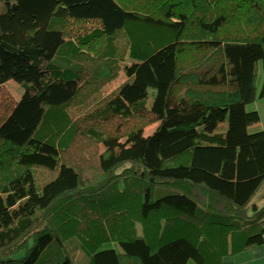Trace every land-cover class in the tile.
<instances>
[{"label": "trees", "instance_id": "1", "mask_svg": "<svg viewBox=\"0 0 264 264\" xmlns=\"http://www.w3.org/2000/svg\"><path fill=\"white\" fill-rule=\"evenodd\" d=\"M260 63L264 0H0V264H75L74 238L88 264L262 245ZM113 67L125 81L94 99Z\"/></svg>", "mask_w": 264, "mask_h": 264}, {"label": "rangeland", "instance_id": "2", "mask_svg": "<svg viewBox=\"0 0 264 264\" xmlns=\"http://www.w3.org/2000/svg\"><path fill=\"white\" fill-rule=\"evenodd\" d=\"M80 28H82L81 29L82 31H83V29L85 31H89L90 29H92L91 26L90 27L86 26V28L85 27H80ZM81 30L77 31V33L75 34L76 35L75 40H77V36L78 37L81 36V34L79 35V33L82 32ZM107 56H109V55H107ZM113 56L114 55H112V57ZM108 62H110V64H108ZM108 62L105 59L94 60L93 67H97L100 69H106L108 67H111L115 63V61H113V60L108 61ZM120 65H122V64H120ZM115 71H116V69L113 67L112 72H111V70L109 71L110 74H109V77L107 80H104L102 83H99L97 85H93L91 87L92 93H94V99H96L98 95L101 96V95L111 93L113 90L117 89L125 81V75L122 72H120L117 77L113 78ZM263 83H264V69H263L262 63H260L258 75L256 78V84H255L256 85V100L247 106V110L248 111H257L260 114L261 120L259 123L255 124L249 128L250 132L261 131L264 129V98L260 97V91L262 89ZM6 86L12 92V94L14 95L16 100L19 101L21 99L23 93H24V88L21 87L19 84H17L15 81H9L6 84ZM149 93H150L149 100H150V104H151L155 90L150 89ZM79 106H80L79 104H75L73 106L72 113H70L73 118H74V116L79 117V116L84 114V111L82 109H80ZM155 125L156 124H152V125L147 126L144 130L145 134L146 135L150 134L151 131L155 128ZM132 126L133 125H121L119 132L123 135V134L129 132L132 129ZM115 129H116L115 123L113 121L109 122L108 130L114 131ZM83 139L84 138L82 136L81 138H79V141L83 142ZM255 200H257V197ZM67 244H68V247H69L71 254L74 258L75 264H88V257L82 251H80L77 247V244H78L77 238H74L73 240H71ZM103 245H104L103 246L104 249H107V248L118 249V245L115 242H110V243H106ZM190 264H195V263L192 261Z\"/></svg>", "mask_w": 264, "mask_h": 264}, {"label": "crops", "instance_id": "3", "mask_svg": "<svg viewBox=\"0 0 264 264\" xmlns=\"http://www.w3.org/2000/svg\"><path fill=\"white\" fill-rule=\"evenodd\" d=\"M222 264H264V243L228 256Z\"/></svg>", "mask_w": 264, "mask_h": 264}]
</instances>
